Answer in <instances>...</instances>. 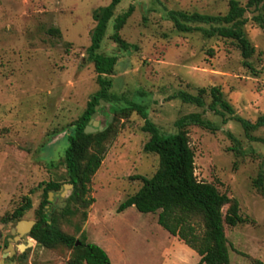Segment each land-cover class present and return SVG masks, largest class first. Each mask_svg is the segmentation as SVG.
I'll list each match as a JSON object with an SVG mask.
<instances>
[{
	"label": "rangeland",
	"instance_id": "rangeland-1",
	"mask_svg": "<svg viewBox=\"0 0 264 264\" xmlns=\"http://www.w3.org/2000/svg\"><path fill=\"white\" fill-rule=\"evenodd\" d=\"M109 2L0 0V243L16 223L10 214L25 197L31 207L20 219H34L43 199V185H38L65 178L63 153L71 122L98 88L87 59L92 12ZM131 4L133 11L119 33L133 47L120 48L111 39V19L99 49L117 56L111 91L144 106L163 133L178 131L176 120L190 112L210 120L214 130L184 127L194 150L196 178L238 202L242 221L225 225L230 263L264 264V124L248 136L235 119L254 123L264 115V28L250 19L256 10L245 13L244 29L255 49L249 68L231 39L181 32L168 16L170 10L224 14L227 0H121L114 16ZM213 87L233 113L208 109ZM201 88L204 106L178 96L196 95ZM110 106L102 105L96 119L106 123L111 116L112 122ZM115 117L101 164L91 175L88 195L94 201L87 218L83 223L79 215L64 219L62 229L75 238L83 232L86 242L106 251L110 264H199L194 250L157 223V213L134 206L117 210L141 186L136 176L154 173L158 156L143 150L150 134L142 129L144 119L137 111ZM64 199L58 192L52 196L57 209ZM29 246L31 254L36 252L32 264H66L70 254L61 245Z\"/></svg>",
	"mask_w": 264,
	"mask_h": 264
},
{
	"label": "trees",
	"instance_id": "trees-1",
	"mask_svg": "<svg viewBox=\"0 0 264 264\" xmlns=\"http://www.w3.org/2000/svg\"><path fill=\"white\" fill-rule=\"evenodd\" d=\"M120 1L110 0L107 5L97 7L92 12L95 25L90 33L87 59L93 64L98 88L90 94L83 112L71 122L74 127L67 135V146L63 153L66 173L64 180L61 182L50 180L38 185H43V199L37 209V222L32 227L30 235L45 248H56L61 245L70 249L66 264H110L103 248L95 243L86 242L83 232L80 238H75L62 229L61 222L76 215H79L80 223L86 220V209L94 201L88 195L91 175L101 164L105 144L114 130L115 116L126 115L129 111L135 110L144 119L142 129L150 134L143 145V150L156 154L158 165L150 177L136 176L141 180V186L122 201L117 210L122 211L134 206L143 213H157V223L194 250L199 255V264H231L225 225L234 226L242 221L238 202L227 193L221 192L213 183L196 178L194 150L184 129L185 126L194 124L214 130V125L201 113L190 112L176 120L178 131L163 133L149 120L144 106L111 91L110 75L114 72L117 56L99 51L111 19H113L111 39L120 48L133 47L123 40L119 33L133 11V5H129L123 12L114 16L115 7ZM227 3L228 8L224 14L170 10L168 16L174 27L181 32L200 31L207 38L220 36L231 39L240 51L244 64L252 68L250 59L255 49L244 29L249 20L245 13L256 10L250 19L264 28V0H247L245 4H241L239 0H227ZM50 32L59 31L50 29ZM204 93L205 89L201 88L196 95L179 92L178 96L184 101L204 106ZM210 95L208 109L222 115L225 112L233 113L232 106L217 87L210 89ZM100 99L111 105L110 110L115 114L114 119L112 122L107 120L102 130L84 133V127ZM235 119L240 122L248 136L251 129L264 124V115L254 123L241 117ZM261 180L259 175L257 182ZM64 183H71L72 188L65 197L63 206L57 209L56 205L51 204L49 210V207H45L48 204V192L59 193ZM30 207L31 200L25 197L9 218L17 222ZM76 229L80 230V224Z\"/></svg>",
	"mask_w": 264,
	"mask_h": 264
},
{
	"label": "flooded vegetation",
	"instance_id": "flooded-vegetation-1",
	"mask_svg": "<svg viewBox=\"0 0 264 264\" xmlns=\"http://www.w3.org/2000/svg\"><path fill=\"white\" fill-rule=\"evenodd\" d=\"M55 194L57 193H54V195ZM51 204L55 205V201H48V204H46L45 207H49L50 210ZM31 220L35 221L33 224L34 226L37 222V218ZM30 232L27 234L28 236L25 239L21 237L18 240H14L15 234L11 233L5 236L4 241L0 243V258L2 257V254L6 255L3 258V263L0 264H32V260L36 257V252L31 254L29 244L39 243L31 237ZM9 238H12V240L10 241ZM30 240H32V243H30ZM9 243H11V247H9Z\"/></svg>",
	"mask_w": 264,
	"mask_h": 264
},
{
	"label": "water",
	"instance_id": "water-1",
	"mask_svg": "<svg viewBox=\"0 0 264 264\" xmlns=\"http://www.w3.org/2000/svg\"><path fill=\"white\" fill-rule=\"evenodd\" d=\"M107 104V102H105L104 100L100 99L99 103L97 105H95L94 107V111L90 116V119L87 123V125L84 127V133H91V132H96L99 130H102L103 125L105 124V122L99 121L98 119H96V117L99 114V108L102 105ZM109 121L111 120V116H109ZM72 188V184L71 183H64L59 191V200L62 201L63 198L66 197L67 191H69ZM54 195V192L49 191L48 192V201L52 200V196ZM34 220L31 219H20L18 220L15 225L10 229V233L11 234H15L14 240H18L19 238L23 237L24 239L27 238V234L30 232L33 224H34ZM1 235V234H0ZM9 240L11 241L12 238ZM78 243V241H76V244ZM9 247H11V243H9ZM6 254H2V257L0 258V263H3V258L5 257Z\"/></svg>",
	"mask_w": 264,
	"mask_h": 264
}]
</instances>
